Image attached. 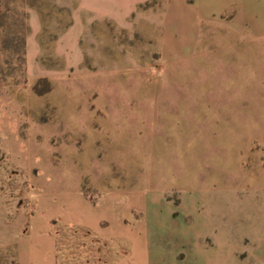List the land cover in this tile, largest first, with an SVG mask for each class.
Listing matches in <instances>:
<instances>
[{
	"label": "rangeland",
	"instance_id": "obj_1",
	"mask_svg": "<svg viewBox=\"0 0 264 264\" xmlns=\"http://www.w3.org/2000/svg\"><path fill=\"white\" fill-rule=\"evenodd\" d=\"M175 4L117 35L73 31L75 49L64 34L69 12L53 0H0V221L32 210L51 172L63 184L79 173L92 197L164 196L157 222H232L214 258L254 264L248 222H264V0L231 3L195 31L181 28ZM35 15L38 49L28 45ZM60 234L59 264L105 260L89 236ZM169 250L179 261L174 241Z\"/></svg>",
	"mask_w": 264,
	"mask_h": 264
},
{
	"label": "crops",
	"instance_id": "obj_2",
	"mask_svg": "<svg viewBox=\"0 0 264 264\" xmlns=\"http://www.w3.org/2000/svg\"><path fill=\"white\" fill-rule=\"evenodd\" d=\"M147 1L53 0V5L69 12L70 23L64 34L78 49V38L69 36L74 35L73 31L78 36L90 29L117 35L120 30L129 31L135 17L143 25H150V14H161V5L173 0H165L157 8L138 9ZM248 1L176 0V19L184 30L195 31L210 25L229 4L241 6ZM32 26L28 45L38 49L41 25L37 15L32 18ZM183 45L178 44L176 49L182 51ZM27 59L28 65L33 66L34 56L28 54ZM61 179L57 171L48 174L46 189L37 192L28 213L3 212L0 258L3 255L2 259L8 261L1 264H59L60 228L71 231L76 238L89 236L92 242L102 244V264H225L223 255L215 259L212 250L225 247L229 238V229L225 227L232 222H157L155 207L164 201V196H156L153 201L145 191L107 189L92 197L82 188L79 173L69 183L63 184ZM248 223L252 226L250 258L254 264H264V222ZM204 238L208 242H203ZM172 241L179 246V261L174 259L178 251L172 254L169 250ZM72 246L68 243V247Z\"/></svg>",
	"mask_w": 264,
	"mask_h": 264
}]
</instances>
